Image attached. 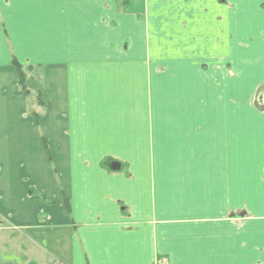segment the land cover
Segmentation results:
<instances>
[{
  "label": "crops",
  "instance_id": "0c3cea01",
  "mask_svg": "<svg viewBox=\"0 0 264 264\" xmlns=\"http://www.w3.org/2000/svg\"><path fill=\"white\" fill-rule=\"evenodd\" d=\"M258 64L264 0H0V264H264Z\"/></svg>",
  "mask_w": 264,
  "mask_h": 264
},
{
  "label": "rangeland",
  "instance_id": "374dc122",
  "mask_svg": "<svg viewBox=\"0 0 264 264\" xmlns=\"http://www.w3.org/2000/svg\"><path fill=\"white\" fill-rule=\"evenodd\" d=\"M257 67L259 68V70L254 71L251 75V78L248 79V82H247L249 89L251 90L250 94L251 93L252 94L250 95L248 93L249 89L248 91L246 90V94H245L246 96H241L242 97L241 99H237V103H243V104L250 103L252 109L257 113H260L259 111H262L264 107V94H263L264 91L263 92L260 91L261 86L264 85V64H258ZM40 72L41 71L39 70L38 67H34V72L32 74L38 79ZM237 82L241 84L243 89L247 87L246 85V87L244 88L240 80H238Z\"/></svg>",
  "mask_w": 264,
  "mask_h": 264
},
{
  "label": "trees",
  "instance_id": "16d2710c",
  "mask_svg": "<svg viewBox=\"0 0 264 264\" xmlns=\"http://www.w3.org/2000/svg\"><path fill=\"white\" fill-rule=\"evenodd\" d=\"M13 66L16 68L18 77H19V84L23 90V92L29 96L33 92L37 94L38 104L41 107H49L50 105V97L47 92H45L44 88L39 82V78L37 79L35 76L32 75L34 72L33 66H24L19 63L17 60L13 61ZM40 69V67H38ZM41 74V72H40Z\"/></svg>",
  "mask_w": 264,
  "mask_h": 264
},
{
  "label": "water",
  "instance_id": "95a60500",
  "mask_svg": "<svg viewBox=\"0 0 264 264\" xmlns=\"http://www.w3.org/2000/svg\"><path fill=\"white\" fill-rule=\"evenodd\" d=\"M119 168L115 169V170H118Z\"/></svg>",
  "mask_w": 264,
  "mask_h": 264
}]
</instances>
